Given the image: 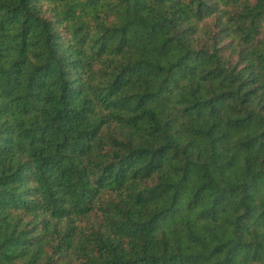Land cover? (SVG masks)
<instances>
[{
	"label": "trees",
	"instance_id": "16d2710c",
	"mask_svg": "<svg viewBox=\"0 0 264 264\" xmlns=\"http://www.w3.org/2000/svg\"><path fill=\"white\" fill-rule=\"evenodd\" d=\"M0 264H264V0H0Z\"/></svg>",
	"mask_w": 264,
	"mask_h": 264
}]
</instances>
